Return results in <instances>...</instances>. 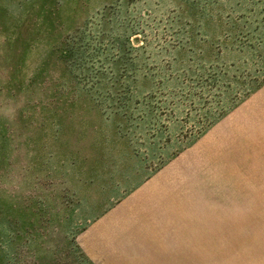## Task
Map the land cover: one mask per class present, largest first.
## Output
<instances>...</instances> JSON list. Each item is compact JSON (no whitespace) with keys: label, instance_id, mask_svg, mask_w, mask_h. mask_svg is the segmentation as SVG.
<instances>
[{"label":"rangeland","instance_id":"obj_1","mask_svg":"<svg viewBox=\"0 0 264 264\" xmlns=\"http://www.w3.org/2000/svg\"><path fill=\"white\" fill-rule=\"evenodd\" d=\"M263 87L264 0H0V264H119L174 197L264 264Z\"/></svg>","mask_w":264,"mask_h":264},{"label":"crops","instance_id":"obj_2","mask_svg":"<svg viewBox=\"0 0 264 264\" xmlns=\"http://www.w3.org/2000/svg\"><path fill=\"white\" fill-rule=\"evenodd\" d=\"M262 90L258 95L264 97V87ZM260 207L264 208V202L263 205H254L255 209ZM207 209L181 205L174 197L162 212L166 218L160 217L153 226L146 228L142 238L120 240L119 264H221L224 213H234L231 211L234 207ZM263 220L264 217H257L255 212L249 219L250 222ZM230 222L227 228L232 231L234 227Z\"/></svg>","mask_w":264,"mask_h":264}]
</instances>
